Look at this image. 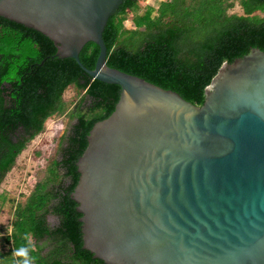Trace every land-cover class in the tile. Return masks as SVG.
Instances as JSON below:
<instances>
[{
	"label": "water",
	"instance_id": "95a60500",
	"mask_svg": "<svg viewBox=\"0 0 264 264\" xmlns=\"http://www.w3.org/2000/svg\"><path fill=\"white\" fill-rule=\"evenodd\" d=\"M122 0H0L90 77L119 87L76 159L81 247L103 264H264V46L223 62L195 105L105 64Z\"/></svg>",
	"mask_w": 264,
	"mask_h": 264
},
{
	"label": "trees",
	"instance_id": "16d2710c",
	"mask_svg": "<svg viewBox=\"0 0 264 264\" xmlns=\"http://www.w3.org/2000/svg\"><path fill=\"white\" fill-rule=\"evenodd\" d=\"M138 1L122 0L107 18L101 32L105 64L195 105L203 102V89L223 62L264 46V0H160L155 7ZM127 18L129 26L123 23ZM54 52L48 37L0 16V181L43 132L47 118L66 119L43 175L37 174L25 199H0V206L9 202L13 209L9 232L0 237V246H7L0 264H103L81 247L80 213L69 193L86 134L112 111L119 87ZM49 215L57 222L49 223Z\"/></svg>",
	"mask_w": 264,
	"mask_h": 264
},
{
	"label": "rangeland",
	"instance_id": "374dc122",
	"mask_svg": "<svg viewBox=\"0 0 264 264\" xmlns=\"http://www.w3.org/2000/svg\"><path fill=\"white\" fill-rule=\"evenodd\" d=\"M159 1L140 0L138 3L140 7L144 5L155 7ZM123 23L125 26H129L130 20L127 18ZM65 93L69 95L71 92L66 91ZM65 123L66 119L63 116L49 117L44 121L43 132L35 136L16 156L14 165L0 181V199L4 196L9 197V200H13V204L16 200L23 201L25 199L32 189L37 174L43 175L44 168L54 151L56 138L62 133ZM34 151H37L38 155H35ZM8 203L0 206V237L9 232L10 223L13 220V209ZM47 219L50 221L51 216H47ZM6 248L7 246H0V251Z\"/></svg>",
	"mask_w": 264,
	"mask_h": 264
},
{
	"label": "flooded vegetation",
	"instance_id": "af4514ba",
	"mask_svg": "<svg viewBox=\"0 0 264 264\" xmlns=\"http://www.w3.org/2000/svg\"><path fill=\"white\" fill-rule=\"evenodd\" d=\"M50 216H51V220L49 221V223H56L57 222L56 218L53 215H50Z\"/></svg>",
	"mask_w": 264,
	"mask_h": 264
},
{
	"label": "clouds",
	"instance_id": "9594fccd",
	"mask_svg": "<svg viewBox=\"0 0 264 264\" xmlns=\"http://www.w3.org/2000/svg\"><path fill=\"white\" fill-rule=\"evenodd\" d=\"M23 254V253H22ZM24 264H29V262L27 260L24 261Z\"/></svg>",
	"mask_w": 264,
	"mask_h": 264
}]
</instances>
